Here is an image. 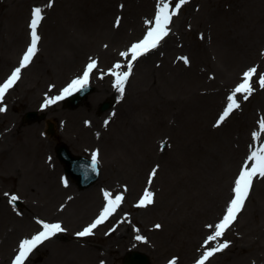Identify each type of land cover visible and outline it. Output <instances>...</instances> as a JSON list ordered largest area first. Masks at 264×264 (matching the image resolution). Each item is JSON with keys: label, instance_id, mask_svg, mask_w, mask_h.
<instances>
[{"label": "rangeland", "instance_id": "374dc122", "mask_svg": "<svg viewBox=\"0 0 264 264\" xmlns=\"http://www.w3.org/2000/svg\"><path fill=\"white\" fill-rule=\"evenodd\" d=\"M176 3L0 0V85L19 67L29 45L32 9L40 8L43 16L35 55L0 99L5 109L0 112V264H8L22 240L43 230L41 222L59 223L63 231L37 245L24 264H121L130 249L146 254L150 264H197L205 251L221 243L228 246L204 264H264V177H253L242 210L223 235L207 239L234 197L242 166L254 163L249 157L264 137V87L259 83L264 74V0H187L168 25L170 41L134 67L123 94L115 84L110 88L116 80L111 73L124 71L129 48L154 26L157 10L168 4L171 12ZM64 32L78 44L67 48ZM117 32L118 40L111 41ZM92 61L96 67L87 84L94 90L85 101L72 109L60 100L45 105L82 77ZM253 68L247 99L236 93L239 107L214 126L244 73ZM163 96L175 102L168 105ZM195 96L211 98L216 105L174 131L172 117L189 111ZM110 97L114 107L99 112ZM27 111L53 117L57 135L47 134L44 121L23 122ZM33 124L38 126L31 132L36 139L29 141V153L25 128ZM61 141L75 155L96 153L97 182L78 189L65 177L55 156V144ZM37 142L45 147L36 149ZM4 156H16L14 169L1 162ZM47 159L58 166L54 174L46 172ZM62 180L70 187L64 189ZM94 185L96 196L91 192L89 200L78 202L79 194ZM145 190L152 193V203L139 206ZM105 192L113 199L120 195L119 206L93 229L88 244L74 241L106 206ZM13 195L19 206L10 202ZM27 218L32 226L15 221ZM138 235L143 239L137 240ZM66 241L73 244L62 248ZM87 247L96 249L94 257L82 252Z\"/></svg>", "mask_w": 264, "mask_h": 264}, {"label": "snow or ice", "instance_id": "6c2138e0", "mask_svg": "<svg viewBox=\"0 0 264 264\" xmlns=\"http://www.w3.org/2000/svg\"><path fill=\"white\" fill-rule=\"evenodd\" d=\"M187 0H178V3L175 4L173 11L169 12V5L164 4L163 7H160L157 10V13L154 17V26L147 31L144 38L131 45L128 50V53L131 54V60L135 61L138 57L146 54L150 49H154L158 46L160 40L168 35V25L171 23V18L177 14L176 10L185 4ZM51 6V4H49ZM43 19L42 10L38 7L32 9L31 19L29 22L30 29V44L27 47L25 53L23 54L20 65L17 67L11 74V76L0 85V99H3L5 92L12 87L20 77L21 69L25 68L31 61L32 57L37 51V42L40 40L38 35L37 28ZM128 53L122 52L121 56H126ZM185 58V63H187ZM96 67L95 61H92L86 66V70L83 73V76L77 79H74L65 89H63L60 96L48 99L45 101V105L55 103L56 100L63 99L64 95H70L72 92L78 91L80 88L84 87L88 82L89 73L93 68ZM121 65L119 63L114 65L115 69H119ZM129 70L124 72H115L111 74L116 77L115 85L118 87L121 94L124 92V84L127 81L130 72H131V62L128 65ZM256 69H249L244 73L243 82L240 83L233 92V95L228 97L229 103L227 104L224 111L218 117L216 125H220L233 111L234 108H238L239 105L236 103L235 94L244 93V98L247 99V94H250L252 91L251 88V78L253 77ZM259 83L261 87H264V74L260 76ZM5 111L3 107H0V112ZM261 128L264 129V122H261ZM250 160H253L254 163L250 166H242L241 171L234 181L233 193L234 197L230 200L228 207L226 208V213L223 216L222 220L215 225V232L213 236H209L207 239L215 240L218 237H221L226 229L237 219V214L242 210L244 202L249 195L250 188L252 186L253 177L259 175L264 177V147L259 150L252 152ZM97 163L96 153L92 155V164L93 166ZM156 170L153 169L152 175H155ZM105 199L107 201L106 206L102 209L100 215L97 219L85 227L82 231L78 232L77 235L80 237L88 236L92 234L93 229L98 225L102 224L110 215H112L116 208L119 206V203L122 199L120 195H116L115 198H111L110 194L104 193ZM18 197L15 195L11 196L10 202L16 201ZM152 203V193L148 190H145L143 197L139 202V206H145ZM42 223L43 230L33 235L31 238L24 239L19 244V251L13 259V264H24V261L28 254L43 241L49 239L51 236L55 235L58 232L63 231L59 223ZM155 227L159 228L160 225ZM137 240H142V236H136ZM207 243V241H206ZM227 243H221L216 248H213L209 251H205L200 260L197 261V264H204V262L214 254L226 248ZM169 264H175V261H170Z\"/></svg>", "mask_w": 264, "mask_h": 264}, {"label": "bare ground", "instance_id": "6f19581e", "mask_svg": "<svg viewBox=\"0 0 264 264\" xmlns=\"http://www.w3.org/2000/svg\"><path fill=\"white\" fill-rule=\"evenodd\" d=\"M9 1H11V0H9ZM76 20H78L80 22V18H78ZM79 29H81V28H79ZM64 33L68 36V34L66 32H64ZM119 33L120 32L113 33L110 36L111 41H114V42L117 41L118 40L117 37L119 36ZM67 38H68V40L65 43L66 47L67 46H69V47L76 46V44H78V43L75 42V40H73L69 36ZM168 39L170 41V35H168V37L166 38V40L163 41V44H161V47L164 46L166 43H168ZM69 47H67V48H69ZM51 53H52V51L50 52V56L52 55ZM144 57H146V56H143V58ZM143 58L140 57L138 61L142 60ZM121 60L123 62V58ZM1 62H2V64H5V63L7 64V61L6 60H2ZM195 98H196V100L194 101V103L192 104V106H190L189 111H187L186 113L184 111H180V112H182V116H180V114L176 113L172 117V119H171V127H172L173 130L174 129L180 130L181 128L182 129L183 128H186L187 126H189L192 123V119L193 118H197L200 115V111H204L206 108L208 110L210 107H213L214 108V106L216 105L215 101L212 100L211 98H202V99L200 98V99H197V96H195ZM161 101H163V102H165L166 104L169 105V104H172V103L175 102V98L174 97L163 96L161 98ZM93 103H95V101H93ZM183 107H185V106H183ZM156 109H157V107L153 109L154 110V114L157 112ZM208 112H209V110H208ZM152 115H153V112H152ZM153 117H156V116L153 115ZM45 122L46 123L53 122V117H49L48 120L45 119ZM159 123L162 126V121H160ZM43 125H45V123H43ZM36 126H38V125L33 124V125L28 126L27 129L25 128L26 135H25V143L24 144L27 145L25 147V151L26 152H29V151L31 152L29 141L31 139H36L35 138V134L31 133L32 131L34 132V129H35ZM43 147H45L44 144L38 143V145L35 148L36 149H43ZM15 158H16V156H13V157H11V156H4V159L1 162L8 163V164L10 163L11 166H12V169H14L13 162H14ZM48 163H49V165H47V166L50 168L51 171L50 170H46V172L47 173H51V174L53 173L54 174V172L58 170V166L55 164V162L53 161V159H50L48 161ZM33 170H34V168H33ZM69 187H70V185L68 184L66 188H69ZM97 190L99 191L98 186H97ZM91 192H93L95 194V185L90 189V191H87L85 193L79 194V198L77 199V201L78 202H85V201L89 200L90 199V196H91V195L89 196V194ZM95 196H96V194H95ZM15 221H16V223L18 225L19 224H23V225L30 224V226H32V224L29 222L28 218L25 219V221L24 220H20V219H15ZM81 238H82V242L86 245V244H88V241L90 240V235L84 236V237H81ZM66 242L67 243L61 244V247L62 248H65L68 245V243L69 244H73V242L72 243L71 242H68V241H66ZM45 244L46 243H43L40 247H42ZM82 252H84L89 257H91V256L94 257V253H96V249L94 247L93 248L87 247V248H83V251ZM238 252H242V251L241 250L240 251L238 250Z\"/></svg>", "mask_w": 264, "mask_h": 264}, {"label": "water", "instance_id": "95a60500", "mask_svg": "<svg viewBox=\"0 0 264 264\" xmlns=\"http://www.w3.org/2000/svg\"><path fill=\"white\" fill-rule=\"evenodd\" d=\"M59 151H60V149H59ZM61 156H64L66 158L67 162H71L65 152H62ZM78 162L79 161H75V166H76V164H79ZM74 171L76 173H78L76 168L74 169ZM123 264H147V258L144 255H141V254H134L133 256H131L129 258H126L123 261Z\"/></svg>", "mask_w": 264, "mask_h": 264}]
</instances>
